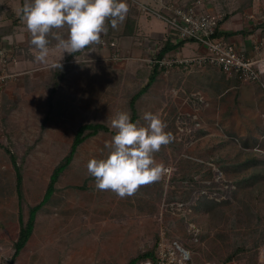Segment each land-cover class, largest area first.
Wrapping results in <instances>:
<instances>
[{
    "label": "rangeland",
    "instance_id": "1",
    "mask_svg": "<svg viewBox=\"0 0 264 264\" xmlns=\"http://www.w3.org/2000/svg\"><path fill=\"white\" fill-rule=\"evenodd\" d=\"M258 1L252 0L249 10ZM126 2V17L113 30L117 46L100 43L80 51L53 91L52 65L62 64L68 53L50 35L47 62L36 61L37 50L20 18L24 0H0V26L20 19L13 34L3 39L8 45L0 49L5 57L10 53L13 74L0 95V264H10L20 230L16 171L5 147L22 166L27 221L29 207L44 198L52 171L69 153L78 127L90 122L110 127L117 112L130 114V96L147 82L154 65L149 59L167 38L178 41L165 21L143 12L138 2L152 7L199 3L226 15L248 0ZM130 25L135 31H126ZM114 53L127 56L116 62ZM175 75H160L137 103L141 125L146 123L143 113L158 114L174 137L154 155L166 169L162 178L126 198L96 189L87 163L107 156L105 144L113 134L89 137L37 213L34 231L14 264L126 263L153 248L158 237L190 250L191 264H222L230 256L258 264L264 247V115L259 119L262 128L253 130L257 137L248 134L243 143L223 126H206L204 119H210L209 109L216 106L195 90L194 82L187 84L183 73Z\"/></svg>",
    "mask_w": 264,
    "mask_h": 264
},
{
    "label": "clouds",
    "instance_id": "2",
    "mask_svg": "<svg viewBox=\"0 0 264 264\" xmlns=\"http://www.w3.org/2000/svg\"><path fill=\"white\" fill-rule=\"evenodd\" d=\"M127 12L126 0H24L21 18L30 33V44L37 50L36 61L46 63L50 35L63 53L74 54L100 44L108 23L116 29ZM60 29L67 31L60 33ZM52 66L62 68L60 61ZM142 119L144 125L133 122L126 111L111 118L115 134L105 144L107 156L87 163L96 189L111 191L119 198L131 197L140 187L158 182L166 172L154 155L174 137L158 114L145 112Z\"/></svg>",
    "mask_w": 264,
    "mask_h": 264
},
{
    "label": "built area",
    "instance_id": "3",
    "mask_svg": "<svg viewBox=\"0 0 264 264\" xmlns=\"http://www.w3.org/2000/svg\"><path fill=\"white\" fill-rule=\"evenodd\" d=\"M143 12L166 22L171 32L178 41L195 42L204 47L205 51L190 56L170 52L162 58L157 54L149 61L158 64L162 72L167 76L171 69L182 66L188 70H202L208 67H216L227 75H233L243 82H259L264 73V60L247 56L240 52L238 47L225 41L217 33L221 31L223 14L214 10L205 9L199 3L162 2L159 7L139 3ZM253 10H248L246 19L252 28H259L263 34L255 41L254 49L258 55L264 53V0L253 3ZM177 42V41H176ZM101 44L111 48L117 46L114 39L101 40ZM127 55L112 54L116 62H123ZM7 58L0 53V95L4 91L9 80L13 77L7 71ZM263 84V83H262ZM191 251L181 246L177 241H170L161 237L156 249L155 258L141 261L137 264H191ZM205 264H214L205 262ZM223 264H244L237 259H231ZM258 264H264V247L260 250Z\"/></svg>",
    "mask_w": 264,
    "mask_h": 264
},
{
    "label": "crops",
    "instance_id": "4",
    "mask_svg": "<svg viewBox=\"0 0 264 264\" xmlns=\"http://www.w3.org/2000/svg\"><path fill=\"white\" fill-rule=\"evenodd\" d=\"M157 2L159 3V0H157ZM247 13V10L236 11L233 14L232 12L227 13L226 15L229 17L221 23L220 32L228 34L224 39L227 42L234 43L240 52L247 56H253L256 59L261 58L264 60V53L258 55L254 49L255 41L263 33L259 28L251 27L246 19ZM224 16L225 14L223 17ZM10 35L4 36L1 39L0 49L1 46L8 45L7 41L3 42V39H5V37H10ZM193 50H195L196 53L205 51L204 47L198 43L186 42L180 48L172 52L190 56L193 54L189 51ZM6 52H8L7 49ZM6 58L8 60L6 68L10 73V64H12L10 61V53L7 54ZM176 73H183V77L187 84L189 80L194 82L196 84L194 87L195 90L200 92L199 94L203 96H208L209 99L205 96L206 99L211 102V105L214 104L216 106L213 108L210 107L211 109L208 108L213 114L210 119H204L206 126L213 122L220 127L223 126V128L227 129L229 134L242 138L243 143H247V138L245 140L243 138L248 134H253L254 128H259V130L262 128V126L259 125L261 123L259 119L260 116L264 115V73H262L261 81L259 82H243L233 75L223 73L216 67H208L202 70H188L182 66L176 65L167 76L163 74L162 76H165V78H173L176 76ZM158 80L159 79L156 81ZM153 85L150 87L149 91ZM236 112L239 115H237ZM253 135L257 137V133Z\"/></svg>",
    "mask_w": 264,
    "mask_h": 264
},
{
    "label": "trees",
    "instance_id": "5",
    "mask_svg": "<svg viewBox=\"0 0 264 264\" xmlns=\"http://www.w3.org/2000/svg\"><path fill=\"white\" fill-rule=\"evenodd\" d=\"M252 5V0H248V3L245 4L243 3L240 7L238 11H243V10H249V7ZM136 10V9H135ZM129 12L130 9H129ZM235 13V12H233ZM13 14V13H12ZM11 14V15H12ZM229 16L225 15L223 17L222 22L227 19ZM21 18V17H20ZM131 18V15L130 17ZM20 19L19 18H15L10 24L5 25V26H0V41L4 36L13 34L15 27L17 25H19ZM221 22V23H222ZM134 23V22H133ZM264 26V24H263ZM108 27V31L106 32V34L109 36V40L113 39L112 36L114 35V29L111 27L110 22L107 25ZM127 27V26H126ZM134 25H130L128 28H130L129 30L126 31H130L133 32L135 31V28H133ZM124 31V32H126ZM219 36H225L227 37L228 34H224L222 32H218L217 33ZM104 36V35H103ZM101 36V38L103 39L104 37ZM224 38V37H223ZM101 39V40H102ZM186 41L182 40L179 42H174L172 41L170 38H167L166 41H164L163 45L161 46V48L159 49L158 53H157V57L158 58H162L164 57L166 54L180 48ZM89 48V47H88ZM81 52H77L74 54H67L65 57L64 62H62V68L58 69V68H54V84L55 86L53 87V91H55L57 89V87L60 84V79H62V77L65 75V73L67 72L70 63L73 61V58L80 54ZM160 75H162V69L158 66V64H154L151 68V72L147 77V82L145 84H143L142 86H140L134 93L131 94L130 99H129V109H130V117L131 120L133 122L138 121L139 119V112H138V101L140 100V98L149 91L150 87L153 85V83L160 77ZM100 132H111L113 135L114 130H111L110 127L105 124V123H100V122H90V123H85L82 124L78 127L73 142L71 144L70 147V151L69 153L55 166L54 170L52 171V174L50 176V181L45 193L44 198L37 204L30 206L29 207V214H28V219L27 221L24 220L23 217V170H22V166H20L17 162V156L11 152L10 149L6 148V151L10 154L11 156V160L12 163L14 165L15 171H16V189H17V193H18V198L20 201V230L18 233V238L17 240L14 242L13 248H14V252L12 254L11 260H10V264H14V262L16 261L17 257L20 255L21 251L24 249V247L26 246L28 240L30 239L33 231H34V227H35V223H36V217H37V213L42 209V207L49 201V199L52 197L53 193L56 191V183L59 181V178L61 176V174L68 168V166L70 165V163L72 162L74 155L78 149V147L89 137L95 136L97 134H99ZM256 159H252V161L254 162ZM246 165V162L243 163L240 168H242V166L244 167ZM161 240L160 237L157 238L156 243L154 244L153 248H151L150 250L144 251L142 253H139L138 255H136L135 257H132L128 262L126 263H120V264H137L141 261L144 260H148V259H154L155 258V253H156V249L158 247L159 241ZM233 259V257H229L228 259H226L224 262ZM223 262V263H224ZM222 263V264H223Z\"/></svg>",
    "mask_w": 264,
    "mask_h": 264
}]
</instances>
